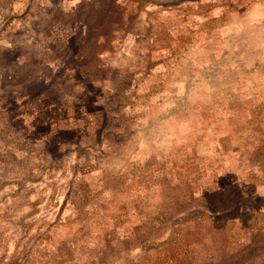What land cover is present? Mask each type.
<instances>
[{
  "label": "rangeland",
  "instance_id": "1",
  "mask_svg": "<svg viewBox=\"0 0 264 264\" xmlns=\"http://www.w3.org/2000/svg\"><path fill=\"white\" fill-rule=\"evenodd\" d=\"M0 264H264V0H0Z\"/></svg>",
  "mask_w": 264,
  "mask_h": 264
}]
</instances>
